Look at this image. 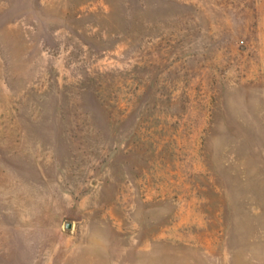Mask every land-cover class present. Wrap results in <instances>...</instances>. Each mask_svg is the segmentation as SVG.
<instances>
[{
    "label": "rangeland",
    "instance_id": "1",
    "mask_svg": "<svg viewBox=\"0 0 264 264\" xmlns=\"http://www.w3.org/2000/svg\"><path fill=\"white\" fill-rule=\"evenodd\" d=\"M0 264H264V0H0Z\"/></svg>",
    "mask_w": 264,
    "mask_h": 264
},
{
    "label": "water",
    "instance_id": "2",
    "mask_svg": "<svg viewBox=\"0 0 264 264\" xmlns=\"http://www.w3.org/2000/svg\"><path fill=\"white\" fill-rule=\"evenodd\" d=\"M71 226V224L69 223V224H67V227H70Z\"/></svg>",
    "mask_w": 264,
    "mask_h": 264
}]
</instances>
